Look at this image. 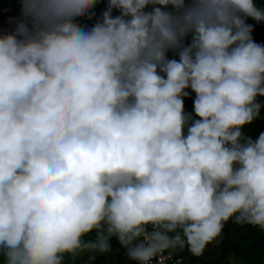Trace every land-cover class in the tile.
Returning a JSON list of instances; mask_svg holds the SVG:
<instances>
[{"label":"clouds","instance_id":"clouds-1","mask_svg":"<svg viewBox=\"0 0 264 264\" xmlns=\"http://www.w3.org/2000/svg\"><path fill=\"white\" fill-rule=\"evenodd\" d=\"M101 2L21 0L0 34V264H64L113 237L152 264L201 256L230 220L264 230V132H243L261 117L264 8L107 0L82 26Z\"/></svg>","mask_w":264,"mask_h":264},{"label":"trees","instance_id":"trees-1","mask_svg":"<svg viewBox=\"0 0 264 264\" xmlns=\"http://www.w3.org/2000/svg\"><path fill=\"white\" fill-rule=\"evenodd\" d=\"M257 5L264 8V0H257ZM21 6V0H0V34H8L14 31L15 24L10 23V18L12 20L19 18ZM106 8L107 0H102L94 9L95 15L91 19L86 16L79 23L90 28L102 18V13ZM113 15H119V13L114 10ZM249 23L254 26V40L264 44V24H256L254 21H249ZM168 55L169 58H175L171 52ZM193 99L194 94L192 93L185 99V111L187 113L193 112ZM260 103L262 105L261 117L243 129L244 135L250 136L252 139H256L261 132H264V98H260ZM219 238L222 255L218 264H232L231 257L242 261L255 257V260L249 264L264 262V230L247 224H236L230 220L224 225ZM95 239V233L85 237L86 241H95ZM91 254L88 256L94 264H135L128 259L126 249L114 237L110 240L109 252L101 254L92 250ZM64 264H80V262L73 256H66Z\"/></svg>","mask_w":264,"mask_h":264},{"label":"rangeland","instance_id":"rangeland-1","mask_svg":"<svg viewBox=\"0 0 264 264\" xmlns=\"http://www.w3.org/2000/svg\"><path fill=\"white\" fill-rule=\"evenodd\" d=\"M178 255L182 256L185 260L184 264H218L222 255V248L220 247V238H218L212 244H209L203 254L199 257L193 256L188 250L187 245L184 248H177L176 250H172ZM92 250L87 251L76 256L75 259L80 262V264H94L89 256H91ZM87 254V255H86ZM89 255V256H88ZM232 264H249L255 260V257H251L250 259L242 261L237 258H230ZM261 264H264L262 262Z\"/></svg>","mask_w":264,"mask_h":264},{"label":"built area","instance_id":"built-area-1","mask_svg":"<svg viewBox=\"0 0 264 264\" xmlns=\"http://www.w3.org/2000/svg\"><path fill=\"white\" fill-rule=\"evenodd\" d=\"M185 260L182 256L174 251H166L162 257H158L152 261V264H184Z\"/></svg>","mask_w":264,"mask_h":264}]
</instances>
